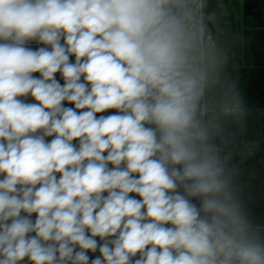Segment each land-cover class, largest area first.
I'll use <instances>...</instances> for the list:
<instances>
[{
  "label": "clouds",
  "instance_id": "obj_1",
  "mask_svg": "<svg viewBox=\"0 0 264 264\" xmlns=\"http://www.w3.org/2000/svg\"><path fill=\"white\" fill-rule=\"evenodd\" d=\"M225 9L0 0V264H264Z\"/></svg>",
  "mask_w": 264,
  "mask_h": 264
},
{
  "label": "crops",
  "instance_id": "obj_2",
  "mask_svg": "<svg viewBox=\"0 0 264 264\" xmlns=\"http://www.w3.org/2000/svg\"><path fill=\"white\" fill-rule=\"evenodd\" d=\"M216 2L210 0V7L215 8ZM223 2L227 15L222 16L220 27L224 43L232 49L235 57V67L230 71L251 110L244 133L237 134L235 143L224 148L223 152L229 155L227 165L234 170V187L244 208L253 223L264 229V152L254 155L239 147V143L244 146L264 145V77L259 71L264 69V0ZM57 78H60L58 73ZM60 82L63 83L62 79ZM27 99L34 102L31 97ZM108 114L110 112L97 115ZM232 131L236 132L235 127Z\"/></svg>",
  "mask_w": 264,
  "mask_h": 264
},
{
  "label": "trees",
  "instance_id": "obj_3",
  "mask_svg": "<svg viewBox=\"0 0 264 264\" xmlns=\"http://www.w3.org/2000/svg\"><path fill=\"white\" fill-rule=\"evenodd\" d=\"M239 147L243 151H251L254 155H259L262 152H264V145L263 144L244 146V145L239 143Z\"/></svg>",
  "mask_w": 264,
  "mask_h": 264
},
{
  "label": "built area",
  "instance_id": "obj_4",
  "mask_svg": "<svg viewBox=\"0 0 264 264\" xmlns=\"http://www.w3.org/2000/svg\"><path fill=\"white\" fill-rule=\"evenodd\" d=\"M29 46H38V45H36L34 42H32ZM74 143H77L76 141H74Z\"/></svg>",
  "mask_w": 264,
  "mask_h": 264
}]
</instances>
